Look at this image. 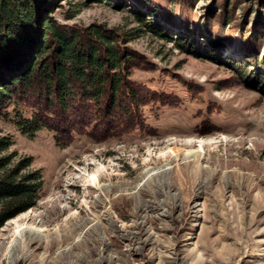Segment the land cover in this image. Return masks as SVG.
Returning a JSON list of instances; mask_svg holds the SVG:
<instances>
[{"label":"rangeland","instance_id":"obj_1","mask_svg":"<svg viewBox=\"0 0 264 264\" xmlns=\"http://www.w3.org/2000/svg\"><path fill=\"white\" fill-rule=\"evenodd\" d=\"M249 3L245 33L264 26L254 0H242L236 19ZM194 10L213 13L215 0ZM45 13L124 37L140 28L121 44L130 80L153 97L131 108L136 120L115 110L122 123L104 131V122L66 118L30 138L0 116L11 150L43 174L36 205L0 228V264L16 226L36 234L14 264H264V45L250 52L236 35L182 30L134 0H53ZM103 107H89L99 123ZM159 168L164 177L145 176Z\"/></svg>","mask_w":264,"mask_h":264},{"label":"trees","instance_id":"obj_2","mask_svg":"<svg viewBox=\"0 0 264 264\" xmlns=\"http://www.w3.org/2000/svg\"><path fill=\"white\" fill-rule=\"evenodd\" d=\"M134 1L150 12L160 11L167 22L177 20L182 30L193 25L221 41L236 35V42L250 52L264 45V26L245 33L250 3L240 20L235 17L242 0H215L217 11L209 10L201 17L194 10L197 0ZM254 1L256 8L264 10V0ZM52 2L0 0V116L30 138L43 127L54 130V123H64L66 118L68 125L104 122L102 131L122 123L123 112L115 110L127 108V120H136L139 113L131 108L139 109L153 93L130 80L132 54L121 42L140 36L141 29L124 37L101 26H69L45 13ZM83 6L78 5L65 18L75 17ZM100 104L104 109L99 123L89 107ZM25 106L31 107L30 115L23 111ZM14 143L12 136L0 135V228L35 206L43 188L42 170L31 166L32 156H19L11 150Z\"/></svg>","mask_w":264,"mask_h":264},{"label":"bare ground","instance_id":"obj_3","mask_svg":"<svg viewBox=\"0 0 264 264\" xmlns=\"http://www.w3.org/2000/svg\"><path fill=\"white\" fill-rule=\"evenodd\" d=\"M165 170L166 169L159 168V169L153 170L151 172L147 171L145 176L151 177L154 174V175H156V177L158 176V178L161 175H163V177H164ZM15 219L16 218H13L9 221H13ZM34 234H36L34 230H32V229L28 230L24 226H16L12 230V232L10 234V239L7 243V248L5 249V251L2 254V257L5 260L6 264H14L15 263L16 258L19 255L18 248H19L20 244H24L27 239L34 237Z\"/></svg>","mask_w":264,"mask_h":264}]
</instances>
